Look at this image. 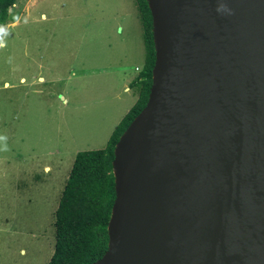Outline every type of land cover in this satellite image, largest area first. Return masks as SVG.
Here are the masks:
<instances>
[{
  "label": "water",
  "instance_id": "obj_1",
  "mask_svg": "<svg viewBox=\"0 0 264 264\" xmlns=\"http://www.w3.org/2000/svg\"><path fill=\"white\" fill-rule=\"evenodd\" d=\"M144 108L92 264H264V0H145Z\"/></svg>",
  "mask_w": 264,
  "mask_h": 264
},
{
  "label": "rangeland",
  "instance_id": "obj_2",
  "mask_svg": "<svg viewBox=\"0 0 264 264\" xmlns=\"http://www.w3.org/2000/svg\"><path fill=\"white\" fill-rule=\"evenodd\" d=\"M8 15L0 25V264H47L75 155L103 149L137 100L123 81L135 73L128 54L142 29L134 0H16Z\"/></svg>",
  "mask_w": 264,
  "mask_h": 264
},
{
  "label": "trees",
  "instance_id": "obj_3",
  "mask_svg": "<svg viewBox=\"0 0 264 264\" xmlns=\"http://www.w3.org/2000/svg\"><path fill=\"white\" fill-rule=\"evenodd\" d=\"M16 0H0V25ZM142 29L144 62L132 83L137 100L100 150L78 152L54 211V246L47 264H92L105 253L107 225L115 199L112 161L119 137L144 108L151 86L155 52L151 15L145 0H134Z\"/></svg>",
  "mask_w": 264,
  "mask_h": 264
},
{
  "label": "crops",
  "instance_id": "obj_4",
  "mask_svg": "<svg viewBox=\"0 0 264 264\" xmlns=\"http://www.w3.org/2000/svg\"><path fill=\"white\" fill-rule=\"evenodd\" d=\"M133 48H134V50L131 51V52H129L128 55L131 56L133 59L137 60V63L134 64V72L135 73L129 79H124V81H123V88H124V91L126 93H129L132 96V98H134V97L137 98V94L135 92H133L132 83L135 80V78L137 77L138 72H139V69L142 68V64L144 62V47H143V41H142V44L140 43L137 47L135 45H133ZM119 72H120V70H119ZM124 72H125V70L123 69L122 70V74H124Z\"/></svg>",
  "mask_w": 264,
  "mask_h": 264
}]
</instances>
